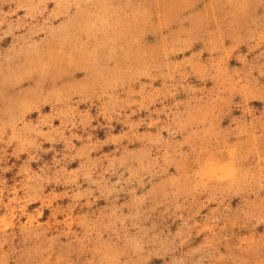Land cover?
Masks as SVG:
<instances>
[{
  "label": "rangeland",
  "instance_id": "1",
  "mask_svg": "<svg viewBox=\"0 0 264 264\" xmlns=\"http://www.w3.org/2000/svg\"><path fill=\"white\" fill-rule=\"evenodd\" d=\"M0 37V96L71 104L59 178L99 181L0 143V264H264V0H0Z\"/></svg>",
  "mask_w": 264,
  "mask_h": 264
},
{
  "label": "clouds",
  "instance_id": "2",
  "mask_svg": "<svg viewBox=\"0 0 264 264\" xmlns=\"http://www.w3.org/2000/svg\"><path fill=\"white\" fill-rule=\"evenodd\" d=\"M0 39L4 38L0 37ZM186 50L187 49H181L178 54L183 55ZM260 75L264 76V72H261ZM183 78L186 80L188 77L184 76ZM24 83L28 84L30 82L24 81ZM172 95H175V92H173ZM68 99L70 100L71 98L69 97ZM0 101H3L4 106L7 108L8 111H11L15 114V119L13 120L0 119V143L5 144L6 146H11L12 143H16L18 145L15 153L17 156L21 154H27L30 148L41 149L43 151L42 144L38 143V141L49 143L51 147L46 151H43V154L49 155L51 153L54 154V156H58L59 159L55 160V174L50 178H45L46 183H55L58 187L71 185L73 188L76 189V193L81 196H92L91 190L87 193H83L80 190L78 185L81 182L89 184L90 188L95 186L96 190L99 191V181L93 179V172L95 171V166L90 171L76 170L74 173L71 174L70 180H61L59 178V174L62 171H68L69 165L80 163L83 159L88 157L91 152L94 151V149L91 147H88L85 151L76 150L77 146L75 143H73V140H75L79 142L83 147L85 143H91L90 138L85 141L79 135H69L67 137H65L64 135L65 131L69 133L74 132L76 130L83 131V129L80 127V125L83 124V121L80 120L79 123L76 122V118L80 117L81 114L78 111H74L71 104L60 102L59 109L48 114L46 117L45 113L48 111V109L52 108V104L47 101H40L37 107H25L27 101L21 98L18 101L13 100L11 102L10 108L8 107V101L2 96H0ZM79 103L85 104L86 101L82 99L81 101H79ZM92 107H95V105H92ZM32 116H35L34 123L37 127L32 130V133L30 135L21 136V129ZM57 120H60L61 122L60 128L54 127V122ZM45 128H47V131H45ZM57 137H59L60 139H57ZM57 144H60L65 148L64 154L62 156L57 150ZM29 159L30 163H40L39 156L33 155L30 156ZM96 164L102 166L101 161H97ZM104 170L106 172L108 171V169L106 168ZM100 179H103V177H101ZM116 183L119 184L120 181L118 180ZM65 195L67 196L68 193H65ZM149 231H153V229H149ZM144 236L148 237L147 231L144 232ZM150 242V237L145 239L141 243L140 250L142 251L144 246Z\"/></svg>",
  "mask_w": 264,
  "mask_h": 264
}]
</instances>
